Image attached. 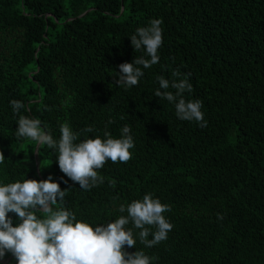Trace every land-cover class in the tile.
Segmentation results:
<instances>
[{
	"label": "trees",
	"instance_id": "trees-1",
	"mask_svg": "<svg viewBox=\"0 0 264 264\" xmlns=\"http://www.w3.org/2000/svg\"><path fill=\"white\" fill-rule=\"evenodd\" d=\"M153 19L158 63L140 66L137 85H116L118 66L144 56L131 35ZM186 74L184 98L201 101L205 127L154 95L158 77ZM21 115L56 140L67 123L77 143L120 138L127 125L132 158L107 161L103 183L84 190L60 171L56 150L17 137ZM0 153V184L51 175L65 190L53 207L92 226L126 216L120 205L145 194L170 206L173 227L153 247L125 226L136 240L125 251H144L150 264H264V0H0ZM0 264L16 261L6 253Z\"/></svg>",
	"mask_w": 264,
	"mask_h": 264
},
{
	"label": "clouds",
	"instance_id": "clouds-1",
	"mask_svg": "<svg viewBox=\"0 0 264 264\" xmlns=\"http://www.w3.org/2000/svg\"><path fill=\"white\" fill-rule=\"evenodd\" d=\"M161 23V20L153 19L148 26L137 28L131 35L134 50H143L144 56L118 66L116 85H137L144 74L140 66L150 68L158 63L157 52L163 43ZM172 75L178 77L180 72L174 71ZM157 79L156 97L173 103L180 120H194L200 127L206 126L201 101H186L184 98L186 91L190 93L193 90L188 74L178 81L170 82L164 77ZM169 87L175 89V93L168 91ZM10 104L14 113L24 108L18 100H12ZM84 131L90 133L93 129L88 127ZM130 131L125 125L120 138H113L105 132V139L97 136L77 143L78 134L63 123L60 125V138L56 140L42 131L39 119L21 115L16 135L56 150L60 171L80 188L89 190L103 183L97 169L103 168L107 161L127 163L132 158L130 149L134 148V141ZM3 158L0 153V161ZM64 197L65 190L51 175L44 180L24 179L0 184V259L10 253L16 264H150V257L144 251H125V246H136L132 229L125 226L131 222L140 230L139 239L145 247H153L166 240L173 227L163 215L170 211V206L153 198L150 193L145 194L142 200L121 204L119 211L127 212L126 216L121 215L114 221L96 226L77 220L75 214L66 208H54L53 205L63 201ZM9 213L17 218L15 226ZM153 227L154 232L151 231ZM149 235L153 237L151 240Z\"/></svg>",
	"mask_w": 264,
	"mask_h": 264
},
{
	"label": "water",
	"instance_id": "water-1",
	"mask_svg": "<svg viewBox=\"0 0 264 264\" xmlns=\"http://www.w3.org/2000/svg\"><path fill=\"white\" fill-rule=\"evenodd\" d=\"M85 14V13H84Z\"/></svg>",
	"mask_w": 264,
	"mask_h": 264
}]
</instances>
